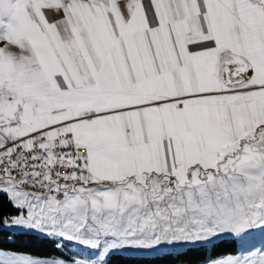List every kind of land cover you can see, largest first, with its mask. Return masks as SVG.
Returning a JSON list of instances; mask_svg holds the SVG:
<instances>
[{"label":"snow or ice","instance_id":"obj_1","mask_svg":"<svg viewBox=\"0 0 264 264\" xmlns=\"http://www.w3.org/2000/svg\"><path fill=\"white\" fill-rule=\"evenodd\" d=\"M205 249L264 264V0H0V264Z\"/></svg>","mask_w":264,"mask_h":264},{"label":"trees","instance_id":"obj_2","mask_svg":"<svg viewBox=\"0 0 264 264\" xmlns=\"http://www.w3.org/2000/svg\"><path fill=\"white\" fill-rule=\"evenodd\" d=\"M22 239H23V241H27L28 243H30L33 247H50L48 245L42 244L41 241L29 238V237H24ZM228 248H229L228 241L222 240V241H218L216 243V245L213 246V249H211V250H214L217 253H224L227 251ZM209 251H210V249H205L203 251L194 250L188 254L187 260L190 261L191 264H200L201 258L204 255H206ZM130 259L131 258H128V257L117 256V257L113 258V264H129Z\"/></svg>","mask_w":264,"mask_h":264}]
</instances>
